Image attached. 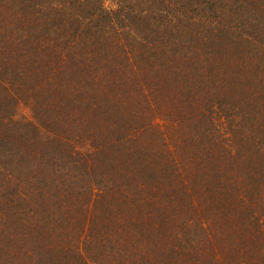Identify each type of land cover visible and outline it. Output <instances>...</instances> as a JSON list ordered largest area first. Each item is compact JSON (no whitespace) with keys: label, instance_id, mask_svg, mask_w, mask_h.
Here are the masks:
<instances>
[{"label":"trees","instance_id":"16d2710c","mask_svg":"<svg viewBox=\"0 0 264 264\" xmlns=\"http://www.w3.org/2000/svg\"><path fill=\"white\" fill-rule=\"evenodd\" d=\"M0 264H264V0H0Z\"/></svg>","mask_w":264,"mask_h":264}]
</instances>
